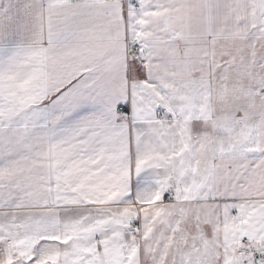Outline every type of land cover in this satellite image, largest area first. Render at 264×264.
Wrapping results in <instances>:
<instances>
[{"label": "snow or ice", "instance_id": "snow-or-ice-1", "mask_svg": "<svg viewBox=\"0 0 264 264\" xmlns=\"http://www.w3.org/2000/svg\"><path fill=\"white\" fill-rule=\"evenodd\" d=\"M0 264H264V0H0Z\"/></svg>", "mask_w": 264, "mask_h": 264}]
</instances>
